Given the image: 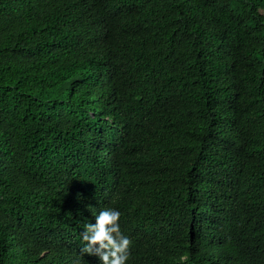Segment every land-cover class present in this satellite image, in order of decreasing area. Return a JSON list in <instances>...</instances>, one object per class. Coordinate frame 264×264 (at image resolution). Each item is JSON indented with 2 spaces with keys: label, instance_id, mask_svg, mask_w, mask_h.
I'll return each instance as SVG.
<instances>
[{
  "label": "trees",
  "instance_id": "trees-1",
  "mask_svg": "<svg viewBox=\"0 0 264 264\" xmlns=\"http://www.w3.org/2000/svg\"><path fill=\"white\" fill-rule=\"evenodd\" d=\"M264 264V0H0V264Z\"/></svg>",
  "mask_w": 264,
  "mask_h": 264
},
{
  "label": "clouds",
  "instance_id": "clouds-1",
  "mask_svg": "<svg viewBox=\"0 0 264 264\" xmlns=\"http://www.w3.org/2000/svg\"><path fill=\"white\" fill-rule=\"evenodd\" d=\"M121 216L122 212L114 207L100 211L95 223L84 226L82 252L96 256L100 264H128L132 240L121 229ZM187 259L180 255L179 264H185Z\"/></svg>",
  "mask_w": 264,
  "mask_h": 264
}]
</instances>
